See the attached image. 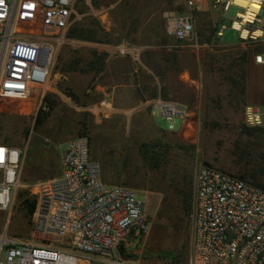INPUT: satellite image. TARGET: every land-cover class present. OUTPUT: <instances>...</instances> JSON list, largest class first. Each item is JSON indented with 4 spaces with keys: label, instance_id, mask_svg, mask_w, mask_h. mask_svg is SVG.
Returning a JSON list of instances; mask_svg holds the SVG:
<instances>
[{
    "label": "built area",
    "instance_id": "2783aa9c",
    "mask_svg": "<svg viewBox=\"0 0 264 264\" xmlns=\"http://www.w3.org/2000/svg\"><path fill=\"white\" fill-rule=\"evenodd\" d=\"M76 1L0 0V97L32 101L38 112L48 96L56 95L61 78L57 54L59 47L72 42L67 34ZM249 1L260 10L247 19L248 7L236 0H187L191 12L165 11L167 31L200 53L208 44L196 33L192 11L225 13L236 6L244 11H237L231 27L248 49L264 42V0ZM216 26V36L222 39L226 25ZM117 48L120 55L129 53L127 45ZM263 59V53L255 55L257 62ZM146 104L167 121V131H178L176 123L190 119V109L176 100L158 95ZM244 115L249 126L264 124L258 106L246 105ZM24 155L22 147L0 142V211L13 209L16 193L24 186ZM63 164L62 175L27 185L35 199L29 220L34 237L9 235L7 225L0 235V264H123L122 249L140 244L150 233L147 198L104 180L89 135L68 140ZM192 221L189 264H264V187L203 165L196 175Z\"/></svg>",
    "mask_w": 264,
    "mask_h": 264
},
{
    "label": "rangeland",
    "instance_id": "374dc122",
    "mask_svg": "<svg viewBox=\"0 0 264 264\" xmlns=\"http://www.w3.org/2000/svg\"><path fill=\"white\" fill-rule=\"evenodd\" d=\"M117 1H120L119 5ZM126 1L77 0L71 27L94 29L99 39L96 42H116L123 8L120 4L124 5ZM186 1L139 0L141 6L136 9L145 14L160 9L162 12L172 10L184 14L191 12ZM237 11L244 10L232 6L225 13L210 11L202 14L192 11L196 32L200 34L210 24L215 26L218 23L220 28L226 25L222 39L214 37L213 48L241 44L239 31L231 27V21L237 18ZM180 49L185 51L188 61L191 60L193 64L202 63V53L212 52L210 45L200 53L186 44ZM93 50L111 55L102 48L98 50L95 44L83 38H74L71 43L59 47L56 64L59 77L61 72L69 71L72 61H79L74 75H78L80 85L88 77V88L80 91V88L73 90L70 86L79 96L78 99H59L49 119L38 128L35 127L38 112L33 107L34 102L0 97V142L22 147L25 153L21 172L24 186L16 193L13 209L0 211V235L8 225L9 235L33 239V227L21 207L20 194L25 191L32 197L27 189L28 184L61 173L67 139L78 135L82 122H86L90 126L93 155L96 153L104 157L103 163L100 162L107 179L105 181L129 186L148 200L150 233L140 244L121 251L122 263L189 264L193 241L192 207L189 213L184 208L182 191L191 190L194 197L196 175L203 165L237 176L246 174L249 180L264 185V130L253 131L252 134L246 131L247 127L253 126L246 123V105L241 99L240 88L231 85L219 72H204L202 86L196 89L199 93L194 94L195 102L192 103L198 107L195 117L190 119L194 125L178 121L176 127L179 133L167 131V121L156 116L154 119L158 128L146 116L138 118V124L127 128L114 126L112 122L97 123L90 107L99 101L96 99L100 97L96 88L106 76L86 69ZM64 82L63 86L66 87ZM255 127L264 129V124ZM158 138L171 146L167 161L160 168L152 170L144 161L141 146L143 142L151 143ZM123 149L125 153L119 159L118 154ZM80 264L87 263L82 260Z\"/></svg>",
    "mask_w": 264,
    "mask_h": 264
},
{
    "label": "crops",
    "instance_id": "0c3cea01",
    "mask_svg": "<svg viewBox=\"0 0 264 264\" xmlns=\"http://www.w3.org/2000/svg\"><path fill=\"white\" fill-rule=\"evenodd\" d=\"M119 2L117 1V4ZM140 6L139 0H127L122 5L123 8H121V15L119 16L121 20L120 33L116 42L89 40L97 46L98 50L102 48L111 54L108 55L102 53V51L93 50L86 67L87 70L94 71L90 68V63L94 59V52L104 54L105 68L99 73L105 74L106 77L96 88L97 94L100 95L96 99L99 101L93 103L90 107V111L94 113L97 123L102 121L112 122L114 126L127 128L135 125L138 118L146 116L152 119L155 125L154 117L156 115L150 112L146 101L158 95L176 100L187 106L190 109V119L195 117L197 113L196 109L198 107L195 104L192 105V103L195 102L194 96L196 95L194 94L198 95L199 93L196 89L199 90L200 86H202L204 76L202 63L193 64L191 60L188 61L189 57H187L183 49H180L182 46L181 42L168 33L167 21L164 17L165 11L162 12L161 9L150 10L148 11L149 13L145 14V12L142 13V11L136 9V7ZM210 11L218 12L211 9L200 13L205 14ZM214 37L217 36L215 35ZM122 44L129 46L127 55L118 53L117 45ZM210 46L213 51L214 43L213 46ZM229 49L234 51L246 50L240 44L230 46ZM258 53H263L264 55V42L260 43L258 50H254L253 47L247 49V58L246 62H244L245 91L243 100L245 105L258 106L264 113V59L262 62H257L255 55ZM75 70L77 68H70L69 71L62 72L65 76H60L61 78H59L60 84H58L56 93L58 99H73L76 101L79 96L72 91L70 86L73 87V90L78 87L81 89L80 91L88 88V77L80 85L78 75H74ZM63 81H65L66 87L63 86ZM186 92L188 93L186 94ZM71 93H74L76 98ZM190 119L185 121V123L194 125V121ZM175 133L179 132L175 131ZM69 139H67V142ZM90 139L92 157L103 163L104 157L102 155L96 153L93 155L92 138L90 137ZM64 153L62 154L61 173L58 176L62 175L64 171ZM124 153L125 150L123 149L118 154V158L121 159ZM112 155L117 157L115 154ZM103 178L107 180L104 173Z\"/></svg>",
    "mask_w": 264,
    "mask_h": 264
},
{
    "label": "trees",
    "instance_id": "16d2710c",
    "mask_svg": "<svg viewBox=\"0 0 264 264\" xmlns=\"http://www.w3.org/2000/svg\"><path fill=\"white\" fill-rule=\"evenodd\" d=\"M122 6V3L120 4ZM217 26H208L202 29L198 34V37L201 42L208 43L213 46V39L216 35ZM68 37L70 38H83L87 40L96 41L99 40L97 37V31L94 29L87 28L84 30L82 27H70L68 30ZM260 44H254L251 47L254 50L259 49ZM224 49V50H223ZM229 48H214L212 52H206L205 54L201 55V62L203 65V69L205 73H216L219 72L224 79L228 80L231 85L235 87H239L241 91V99L243 100V93L245 91V69H244V62H246L247 58V49L246 50H227ZM79 61H72L69 65L70 68L77 67ZM105 64V56L104 54H99L94 52V59L90 63L91 70H95L96 73H99L104 70ZM73 97L76 98L74 93H71ZM59 103L58 97L55 96H48L45 101H43L42 107L39 109L36 117H35V127L38 128L42 124H44L52 114V111L57 107ZM44 106H48V110L43 109ZM257 130H264L263 127H252L246 128V131L250 134L253 131ZM90 126L86 122H82L80 127L79 134L80 135H89ZM5 143V142H3ZM11 145V144H10ZM171 144L162 140V138H158L151 143L143 142L141 146V154L144 158V161L148 165V167L152 170L160 168L167 160V152L170 148ZM241 178L248 179L246 174H241ZM261 187H264L263 184L258 183L256 181H251ZM191 183V182H190ZM183 197V206L188 211L191 210L193 204L192 198V191L188 189H184L182 191ZM21 196V207L23 211L28 215L30 218L31 214L33 213L35 207V199L30 197L24 191L20 194ZM123 250V249H122Z\"/></svg>",
    "mask_w": 264,
    "mask_h": 264
},
{
    "label": "bare ground",
    "instance_id": "6f19581e",
    "mask_svg": "<svg viewBox=\"0 0 264 264\" xmlns=\"http://www.w3.org/2000/svg\"><path fill=\"white\" fill-rule=\"evenodd\" d=\"M236 2L242 6L248 7V12L244 14L247 19L253 17V15L260 10V6L251 3L249 0H236ZM256 34H261V31L258 30ZM244 35H247V31H244Z\"/></svg>",
    "mask_w": 264,
    "mask_h": 264
}]
</instances>
